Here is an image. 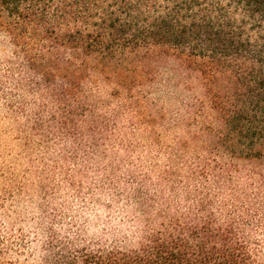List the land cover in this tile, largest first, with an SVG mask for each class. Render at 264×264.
<instances>
[{
	"label": "trees",
	"instance_id": "16d2710c",
	"mask_svg": "<svg viewBox=\"0 0 264 264\" xmlns=\"http://www.w3.org/2000/svg\"><path fill=\"white\" fill-rule=\"evenodd\" d=\"M0 37L16 50L17 67L35 73L36 93L48 91L60 115L61 140L73 141L70 157L83 152L86 174L118 202L140 204L145 214L144 178H118L132 161L110 157L123 137L119 117L140 113L139 104L148 98L145 91L134 94L152 82L143 63L147 57L166 55L180 63L167 85L186 72L204 82L225 77L227 95L207 90L202 99L181 101L173 125L184 119L199 124L209 106L221 122L216 150L234 159L264 160V0H0ZM12 64L7 62V72ZM103 86L111 89L110 98L121 100L110 111L100 95ZM167 113L157 107L155 115ZM165 174L157 186L173 176ZM209 204L170 216L137 250L99 246L74 251L67 264H259L241 224L204 215Z\"/></svg>",
	"mask_w": 264,
	"mask_h": 264
},
{
	"label": "rangeland",
	"instance_id": "374dc122",
	"mask_svg": "<svg viewBox=\"0 0 264 264\" xmlns=\"http://www.w3.org/2000/svg\"><path fill=\"white\" fill-rule=\"evenodd\" d=\"M15 51L0 37V91L6 94L0 99V264H67L74 251L99 246L137 250L170 216L191 213L205 200L210 206L204 215L241 224L257 262L264 264V160L234 159L222 148L216 150L221 122L209 106L210 114L199 118L200 125L186 119L179 126L172 122L181 101L202 99L207 90L227 95L225 77L204 82L186 72L167 85L180 63L166 55L143 60L152 82L134 94L140 97L145 91L148 98L139 104L140 113L119 117L123 137L110 159L117 155L118 160L132 161L130 168L120 169L118 178L127 173L138 176L136 181L144 178V214L140 204L127 206L97 188L86 174L83 152L70 157L74 144L61 140L60 115L48 91L36 93V75L17 67ZM9 61L13 69L7 72ZM110 93L102 87L107 111L121 103ZM157 107L167 110L164 118L155 115ZM165 171L173 176L159 187L162 173L168 176ZM131 189L126 194L134 195ZM153 197L159 203L153 204Z\"/></svg>",
	"mask_w": 264,
	"mask_h": 264
}]
</instances>
